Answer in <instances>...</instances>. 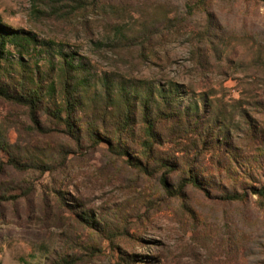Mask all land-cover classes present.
<instances>
[{"label":"rangeland","instance_id":"374dc122","mask_svg":"<svg viewBox=\"0 0 264 264\" xmlns=\"http://www.w3.org/2000/svg\"><path fill=\"white\" fill-rule=\"evenodd\" d=\"M47 1L0 0V25L32 38L21 58L24 81L35 64L44 73L59 52L68 54L83 67L76 77L84 81L80 113L98 116L107 83L111 103L120 87L150 103L159 91L177 89L176 108L197 107L202 126L225 143L202 145L198 133L165 124L158 146L177 159H196L211 174L207 180L224 187L164 188L162 169L141 171L104 140L76 141L43 110L44 129H55L37 130L25 106L0 97V135L11 145L0 150V196L17 195L0 200V264H52L64 255L75 264H264V197L221 198L264 183V5L98 0L57 17ZM9 49L0 74L14 86L19 57ZM45 82L58 93L56 70ZM140 114L137 108L138 126ZM136 139L129 143L133 156ZM186 173L179 165L169 175L172 185ZM82 217L99 221L102 231Z\"/></svg>","mask_w":264,"mask_h":264},{"label":"trees","instance_id":"16d2710c","mask_svg":"<svg viewBox=\"0 0 264 264\" xmlns=\"http://www.w3.org/2000/svg\"><path fill=\"white\" fill-rule=\"evenodd\" d=\"M98 0H48L46 6L49 8V15L57 17H69L77 10L85 9ZM246 2L254 1L264 5V0H244ZM213 26H209L206 30L211 34ZM32 43V38L25 34H20L18 31L5 29L0 25V61L5 59L6 53L11 52L9 47H13L17 51V62L20 66L21 79L18 84L10 85L9 81L4 79L0 74V97L10 102L25 106L28 114L37 130H48L55 128H45L40 119V110L45 111L57 123H62L63 130L73 136L76 141L87 139L94 146L101 141H106L110 149L119 156L127 155V162L141 171L149 173H157L163 170L160 176V182L164 188H184L189 185L194 188L206 190L212 187L223 188L222 182H211L207 180L211 174L205 171L200 165L195 162L196 159H190L189 156H184L182 159H177L171 154L162 153L158 146L159 140L162 137V127L165 124H170L174 129L183 132H196L200 138L198 142L202 145L210 144L211 142L225 143L224 136L215 135L212 128L203 127L202 115L198 114L197 107L192 109L183 108L177 109V99L180 92L177 89L161 90L156 94L155 102L150 103L151 98L137 92H126L125 88H118L117 102L111 103L110 87L107 84L103 85L104 101L101 116L96 112L83 115L80 113L79 95L80 87L83 80H76L77 74L82 71L81 63L74 64L72 56L59 52L57 64L49 66L46 72H41L37 64H35L29 80L24 81L25 63L21 58L23 54L28 53ZM33 48V47H32ZM55 70L59 76L58 93L55 91V83L45 84L47 79H50ZM27 73V72H26ZM139 103V107L136 104ZM207 108V104H204ZM137 108L141 111L139 116L138 126ZM111 121H108V120ZM105 123L107 125H105ZM101 124V125H100ZM203 125V126H202ZM103 126V128H101ZM136 131L139 133L136 135ZM172 134V133H170ZM139 145L140 150L136 156H133L129 151L130 140ZM11 145L3 136L0 135V150L9 152ZM162 153V154H161ZM9 162L17 169H24V165L16 158L10 157ZM3 163H0V170ZM181 165L187 171L185 177L179 180L177 186H173L169 175ZM38 170L44 172L45 165L37 166ZM222 181V180H220ZM248 191H234L230 194L221 196L222 199L229 201L243 200L249 194H254L264 197V183L260 186L250 184ZM208 192V191H207ZM17 195L0 196V200L13 199ZM84 219V217H82ZM86 223L98 231H102L101 223L94 218L84 219ZM52 264H75V257L64 255L57 260H53Z\"/></svg>","mask_w":264,"mask_h":264}]
</instances>
